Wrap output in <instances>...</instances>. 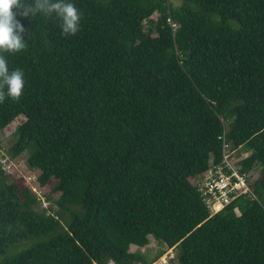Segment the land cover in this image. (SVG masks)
<instances>
[{"label":"trees","instance_id":"obj_1","mask_svg":"<svg viewBox=\"0 0 264 264\" xmlns=\"http://www.w3.org/2000/svg\"><path fill=\"white\" fill-rule=\"evenodd\" d=\"M74 3L75 36L18 16L28 46L3 53L25 74L0 100V132L25 119L9 158L31 149L59 197L47 213L0 166V264H152L130 251L149 237L178 264H264V0ZM224 142L259 176L214 212L195 180Z\"/></svg>","mask_w":264,"mask_h":264},{"label":"clouds","instance_id":"obj_2","mask_svg":"<svg viewBox=\"0 0 264 264\" xmlns=\"http://www.w3.org/2000/svg\"><path fill=\"white\" fill-rule=\"evenodd\" d=\"M37 15L55 16L64 35L75 36L81 29L83 13L74 0H0V100L18 99L25 87L22 69H10L3 53H18L28 46L26 29L18 16L34 18Z\"/></svg>","mask_w":264,"mask_h":264},{"label":"built area","instance_id":"obj_3","mask_svg":"<svg viewBox=\"0 0 264 264\" xmlns=\"http://www.w3.org/2000/svg\"><path fill=\"white\" fill-rule=\"evenodd\" d=\"M229 146L223 144V160L220 164H210V168L202 176L195 180L196 186L205 198V202L214 212L222 210L230 204L235 198L245 196L251 193L249 186V176L239 174L235 163L238 159L232 158ZM11 159L3 155L0 157L1 169L8 175H14V163ZM31 190H36L32 189ZM37 192V191H35ZM52 206L50 202L41 199L40 208L49 213ZM221 207V209H219ZM55 208V207H54Z\"/></svg>","mask_w":264,"mask_h":264},{"label":"rangeland","instance_id":"obj_4","mask_svg":"<svg viewBox=\"0 0 264 264\" xmlns=\"http://www.w3.org/2000/svg\"><path fill=\"white\" fill-rule=\"evenodd\" d=\"M178 5L177 2H175ZM157 15H154L155 19ZM145 29H147L145 24ZM24 118L22 116L18 117L13 123L7 126L3 131L0 132V156L5 154L9 157L8 150L11 147L14 141V131L18 125L24 122ZM31 149H27L23 154L16 158H10L14 163V175L11 176V179L16 181L20 188L29 187L30 189H36L35 192L32 190L38 197L41 199L46 198V196L51 197L52 199H57L59 197L58 194H52V186L55 183L52 180L47 186L41 187L38 184L37 178L40 174L38 170L30 169L27 167L26 160L30 156ZM247 154H242V158L246 157ZM249 176V181L254 182L259 176V171H253ZM215 208L214 210H216ZM221 209V207L219 208ZM163 251V254L153 261L152 264H178L175 255L177 253L176 249H167L166 246L162 244H158L152 237H149V244L144 248H136L130 247L131 252L139 251L143 255H145L148 259L153 260L154 257L159 253V251Z\"/></svg>","mask_w":264,"mask_h":264}]
</instances>
